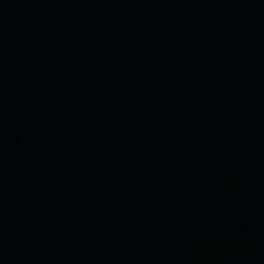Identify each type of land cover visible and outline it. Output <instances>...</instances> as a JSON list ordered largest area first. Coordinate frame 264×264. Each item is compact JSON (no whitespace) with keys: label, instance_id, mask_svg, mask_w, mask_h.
<instances>
[{"label":"water","instance_id":"95a60500","mask_svg":"<svg viewBox=\"0 0 264 264\" xmlns=\"http://www.w3.org/2000/svg\"><path fill=\"white\" fill-rule=\"evenodd\" d=\"M0 264H264V0H0Z\"/></svg>","mask_w":264,"mask_h":264}]
</instances>
